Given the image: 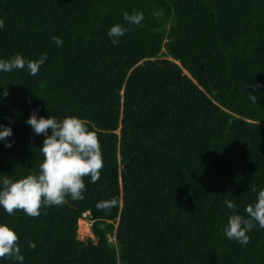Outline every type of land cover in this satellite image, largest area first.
Returning <instances> with one entry per match:
<instances>
[{
  "label": "trees",
  "instance_id": "trees-1",
  "mask_svg": "<svg viewBox=\"0 0 264 264\" xmlns=\"http://www.w3.org/2000/svg\"><path fill=\"white\" fill-rule=\"evenodd\" d=\"M0 18V59L47 54L36 75L0 73V123L11 118L15 141L0 142V177L39 172L33 111L82 119L104 161L82 200L37 217L0 208L23 264H264V228L247 246L223 232L225 201L246 214L264 189V0H0ZM115 24L128 29L118 45ZM86 213L94 238L82 240Z\"/></svg>",
  "mask_w": 264,
  "mask_h": 264
},
{
  "label": "clouds",
  "instance_id": "clouds-1",
  "mask_svg": "<svg viewBox=\"0 0 264 264\" xmlns=\"http://www.w3.org/2000/svg\"><path fill=\"white\" fill-rule=\"evenodd\" d=\"M123 18L129 24L139 25L143 20V13L130 14L125 10ZM4 27L5 22L0 18V30ZM127 31L128 29L122 25L115 24L107 34L112 43L118 45L119 38ZM53 40L58 47L63 44L60 37H53ZM46 60L47 54H41L37 60L32 61L17 53L10 58L0 59V73L27 69L30 75H36ZM255 87L259 89L264 85L257 82ZM8 95L7 88H4L0 94V103ZM250 99L253 103L256 102L254 94ZM7 119L8 124L0 123V142H3L5 147L11 148L15 141L9 140L13 136V129L11 118ZM25 122L31 126L35 134L45 136L40 147L44 159L39 165L38 173L31 172L17 180L8 176L0 177V208L10 216L15 215L17 210H22L28 216L37 217L41 214L42 208L62 206L69 197L72 201L84 199L86 191L84 178L89 177L90 182L95 183L100 178V170L104 165L97 134L90 130L82 119L75 116L57 119L55 116L44 117L33 111ZM114 203V200L101 201L97 203V208L108 209ZM225 204L232 210L227 224L223 227L225 236L242 246H247L251 239L247 233L257 226L264 228V189L256 193V202L244 209L246 214L239 213L238 206L232 200H226ZM29 246L35 248L36 245L30 242ZM5 258H13L19 264H23L24 261L19 235L7 224L0 223V260Z\"/></svg>",
  "mask_w": 264,
  "mask_h": 264
},
{
  "label": "rangeland",
  "instance_id": "rangeland-1",
  "mask_svg": "<svg viewBox=\"0 0 264 264\" xmlns=\"http://www.w3.org/2000/svg\"><path fill=\"white\" fill-rule=\"evenodd\" d=\"M82 222L85 223L87 228H88V231L85 233L81 231V223ZM92 225H93V220L91 219V216L88 213L85 214L84 218L79 221V230L78 231H79L80 239L85 240L87 238H94V235H93L92 229H91Z\"/></svg>",
  "mask_w": 264,
  "mask_h": 264
},
{
  "label": "bare ground",
  "instance_id": "bare-ground-1",
  "mask_svg": "<svg viewBox=\"0 0 264 264\" xmlns=\"http://www.w3.org/2000/svg\"><path fill=\"white\" fill-rule=\"evenodd\" d=\"M81 231L84 232V233L88 231V228H87L86 224L83 223V222L81 223Z\"/></svg>",
  "mask_w": 264,
  "mask_h": 264
}]
</instances>
